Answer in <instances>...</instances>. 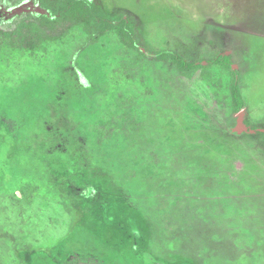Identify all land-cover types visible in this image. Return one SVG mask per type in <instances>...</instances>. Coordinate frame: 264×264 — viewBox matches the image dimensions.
<instances>
[{
  "label": "rangeland",
  "instance_id": "obj_1",
  "mask_svg": "<svg viewBox=\"0 0 264 264\" xmlns=\"http://www.w3.org/2000/svg\"><path fill=\"white\" fill-rule=\"evenodd\" d=\"M91 1L139 49L81 26L31 47L0 17V264H264V0Z\"/></svg>",
  "mask_w": 264,
  "mask_h": 264
},
{
  "label": "trees",
  "instance_id": "obj_2",
  "mask_svg": "<svg viewBox=\"0 0 264 264\" xmlns=\"http://www.w3.org/2000/svg\"><path fill=\"white\" fill-rule=\"evenodd\" d=\"M43 12L25 13L17 15L13 20L22 37H27L31 47L41 44L59 42L68 32L81 26L91 40H98L109 32H114L129 48L139 49L134 19L125 13H110L101 4L91 0H40ZM158 60H171L183 73H190L202 67L203 61H189L175 50H161L155 52ZM209 63L231 70L233 79L230 85L232 104L236 112H240L245 105L240 86L239 72L233 68L229 55L218 54L208 60ZM254 129V128H253ZM99 148L103 141L111 136L113 130L107 124L100 126L97 132ZM38 264H58L48 257H37ZM67 264H96L88 259H71Z\"/></svg>",
  "mask_w": 264,
  "mask_h": 264
},
{
  "label": "flooded vegetation",
  "instance_id": "obj_3",
  "mask_svg": "<svg viewBox=\"0 0 264 264\" xmlns=\"http://www.w3.org/2000/svg\"><path fill=\"white\" fill-rule=\"evenodd\" d=\"M36 12H43V7L40 0H22L14 7L4 3H1L0 5V17L2 19H9L10 17H14L15 15L19 14Z\"/></svg>",
  "mask_w": 264,
  "mask_h": 264
},
{
  "label": "water",
  "instance_id": "obj_4",
  "mask_svg": "<svg viewBox=\"0 0 264 264\" xmlns=\"http://www.w3.org/2000/svg\"><path fill=\"white\" fill-rule=\"evenodd\" d=\"M240 127H241V128H243V126H242V125H241Z\"/></svg>",
  "mask_w": 264,
  "mask_h": 264
}]
</instances>
